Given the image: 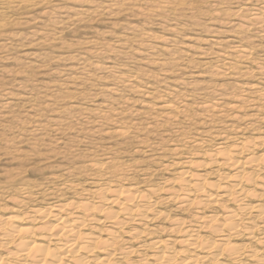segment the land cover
I'll list each match as a JSON object with an SVG mask.
<instances>
[{"label": "rangeland", "instance_id": "374dc122", "mask_svg": "<svg viewBox=\"0 0 264 264\" xmlns=\"http://www.w3.org/2000/svg\"><path fill=\"white\" fill-rule=\"evenodd\" d=\"M262 134L264 0H0V218L54 198L95 202L86 193L100 184H133L158 189L148 216L161 214L123 225L122 239L146 228L138 242L175 240L185 226L238 211L239 203L231 196L199 207L193 188L192 205L160 201L167 188L178 189L180 171L228 185L220 178L232 170L208 164L204 154L218 143L229 148ZM262 152L264 146L238 158ZM195 157L203 167L178 164ZM244 169L256 183L245 186L240 203L249 209L238 212L240 230L256 206L264 210V172ZM177 219L180 233L170 229ZM253 233L254 240L230 239L243 247V262L252 252L264 256L258 241L264 227ZM136 242H118L117 249L132 252L110 262L137 263L153 253L139 251ZM170 247L180 249L176 242ZM223 254L218 261L237 264Z\"/></svg>", "mask_w": 264, "mask_h": 264}, {"label": "bare ground", "instance_id": "6f19581e", "mask_svg": "<svg viewBox=\"0 0 264 264\" xmlns=\"http://www.w3.org/2000/svg\"><path fill=\"white\" fill-rule=\"evenodd\" d=\"M255 11L253 20L258 21L261 19L259 18L261 14L258 8ZM240 51L246 52L243 48ZM260 146H264V134L250 141L241 139L237 145L229 148L218 143L212 152L204 154L208 155L209 159L206 160L208 164L219 163L232 170V174L229 173L220 178L228 180L230 182L228 185L220 187L219 184L215 185L203 180V174L188 170L180 171L177 178L179 186L176 185L178 189L167 188L165 197L160 201L174 202L180 198L179 207L192 205L194 200H197L195 196H192L191 199L188 197V194L190 195L192 192L189 189L193 188L195 194L201 196L194 203L197 206L203 207L208 203L216 206L217 203H220L218 199L229 200L231 196H234L233 201L239 202L236 206L238 211H224L225 209H223V215L219 213L207 215L206 221L198 224V227L185 226L184 233L181 236L178 235L180 238L175 240L170 237L164 240L150 236L151 239L138 242L141 235L146 232V228L141 231L131 229L124 233L127 240L137 241L136 249L139 251L150 249L153 253L138 259L137 263L129 261L127 264H227L224 262L226 260L218 261L223 252L227 254L225 259H230L233 263L264 264V256L257 257L255 252L247 254L248 261L243 262L240 253L243 247L230 240L232 237L239 236H246L249 240H254L255 228L264 227V210L261 207L256 206L255 213L257 214L248 219L249 225L242 230L239 228L241 224L239 217L241 216L238 213L240 211L242 214L249 209L248 205L240 203L241 199L246 197L249 192L245 186L256 183L244 168L250 166L264 172V152L256 157L248 153L247 157L242 160L238 157L242 151L252 152ZM198 159L199 157H195L189 160L185 159L186 161L183 163H177L184 164L183 167H203L204 162ZM258 161H261L260 166L256 164ZM262 186L261 192L264 193V183ZM206 188L218 189L217 192L221 193L216 195L207 192ZM68 190H73L72 186H68ZM157 190L154 187L140 189L133 184L124 186L117 182H108L100 184L93 191L86 193L88 197L96 196L95 202L89 199L55 200L54 198V201L50 199L52 202L46 207L39 206L23 213L16 208L14 209L15 213L12 212L11 215L8 214V216L0 218V264H121V261L116 260L120 258L123 260L132 252L130 246L122 249L116 248L121 240L127 241L122 239L120 234L123 225L128 222L138 225L161 214L160 211H156L151 218L148 216L153 205L157 203L150 199ZM120 215L123 216L121 220L118 219ZM220 216H222L221 220L218 225L217 222L215 225L214 221ZM202 218L201 216L196 217V221H201ZM174 221L172 223L175 225L170 227L171 231L174 233L183 231L182 220ZM257 221L259 222L255 224L254 222ZM245 224L247 223L245 222ZM101 225L105 226L101 227ZM201 230L208 234L200 235L199 231ZM148 234L151 235L150 232ZM258 241L264 244L261 239ZM175 242L179 244L180 249L171 251L172 247L170 246ZM95 251L100 255L95 254ZM116 253L122 256L115 260L116 263H111L110 260ZM179 254H182L183 257L180 260L178 258L175 260V255L179 256Z\"/></svg>", "mask_w": 264, "mask_h": 264}]
</instances>
